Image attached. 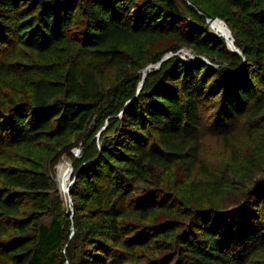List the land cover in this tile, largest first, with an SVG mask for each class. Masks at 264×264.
<instances>
[{
	"label": "trees",
	"instance_id": "trees-1",
	"mask_svg": "<svg viewBox=\"0 0 264 264\" xmlns=\"http://www.w3.org/2000/svg\"><path fill=\"white\" fill-rule=\"evenodd\" d=\"M190 1L203 18L218 16L226 21L236 52L227 48L224 37L202 26L182 24L179 0L139 4L134 0H46L41 5L34 0H0V39L3 32L11 34L33 57L20 72L9 57L0 63V78L9 81L11 88L23 86L29 96L27 103H12L0 110V161L6 164L0 166V230L4 221L18 217L19 230L31 231L30 236L22 233L1 246L0 258L9 264H126L145 257V251L159 252L158 237L168 228L133 232L125 218L133 215L146 220L156 210H172V206L153 192L146 194L147 188L136 200L130 196L132 186L149 184L154 168L170 170L182 158L196 161L203 134L200 100L208 94L219 96L228 117L218 124L237 119L239 129H246L250 138L264 130L260 119L264 97L254 92L256 82V90L264 89V0H227L226 9L216 15ZM228 5L235 11L231 13ZM231 16L241 22L240 27L230 22ZM163 38L176 40L178 47L171 49L176 55L162 61L149 51L142 56L133 51L136 59L125 60V51L138 41ZM182 48L205 56L210 64L182 59L178 54ZM150 62L158 67L150 71ZM116 69H123L122 75L113 78L111 72ZM213 84L219 90L212 93L207 88ZM118 113L136 128L150 129L147 149L134 137L142 148L139 162L124 154L115 156L103 145L105 140L101 144L92 135L95 115L109 122ZM234 129L223 130L221 138L231 161L238 164L235 149L241 150L246 139L237 137L239 131ZM67 135H73L80 149L71 163L75 186H83L81 192L70 190L77 218L69 240L60 212L49 223L39 217H34L32 226L22 221L27 209L31 214L47 211L52 178L43 167H29L19 155L25 152L33 162L41 156L38 148L43 141ZM96 165L110 168L105 188L91 173ZM200 166L213 180L216 194L228 193ZM261 173L252 190L239 188L227 195L232 197L229 209L206 208L192 214L190 235L175 237L179 245L175 251L181 250L184 256L180 264H242L257 248L263 249L264 257ZM82 212L89 213L84 223L79 221ZM167 258L170 263L174 255Z\"/></svg>",
	"mask_w": 264,
	"mask_h": 264
},
{
	"label": "rangeland",
	"instance_id": "rangeland-1",
	"mask_svg": "<svg viewBox=\"0 0 264 264\" xmlns=\"http://www.w3.org/2000/svg\"><path fill=\"white\" fill-rule=\"evenodd\" d=\"M38 1L39 0H34L35 3L41 5V2L46 0ZM155 1L156 0H134L136 4L151 3ZM193 1H196L203 8H209L215 15L219 12H223L226 9L227 3V0ZM81 3L82 2L79 1L78 5ZM178 4L183 17L182 24L186 25L185 23H187L191 26H202L204 27V30H207L214 35L224 37L209 26L206 18H203L199 12L195 11L190 5V0H179ZM228 6L231 13L235 11L233 6ZM37 11H39V9ZM214 18L217 19L219 17L214 16ZM221 20L224 21L223 19ZM230 20L235 26H241V22L236 20L234 16H231ZM2 35L3 36L0 39V63H2L6 57H9L14 63L19 65L17 71L20 72L23 69L22 65L33 57L27 50L16 44L15 38L11 34L3 32ZM21 35L27 37L26 32H22ZM136 47L137 50L135 49ZM175 47H178V43L172 38H163L153 41H138L130 49L125 51V60L136 59L133 51H137L136 53L139 54L138 56H142V54L148 53L149 51L153 58H160L163 61L162 58L176 55L171 53V49ZM227 48L230 49L228 43ZM178 54L186 61H196L192 59V56H198L203 59L201 62L210 64L205 56L198 54L195 55L188 48L180 49ZM156 67H158V64H154V62H150L147 66L150 71ZM123 69L125 72L129 71L128 66H124ZM123 69L113 70L111 72L112 77L114 78L115 76L122 75L121 71H123ZM8 82L9 81L0 78V110L9 107L12 103H27L29 100L27 90H25L23 86L11 88L8 85ZM110 84L111 83L109 82V85ZM116 84H120L119 80ZM138 84L139 82L135 83L134 87L138 88ZM255 86L256 89L259 87L257 82ZM111 89L115 88L113 87ZM210 89L212 90V93L217 92L219 86L213 84L207 88L208 91ZM256 89H254L255 94H258L259 91V94L264 97V89ZM219 103V96H214L213 94H208L199 102L203 134L200 136V147L196 161L189 158H182L176 161L170 170L154 168V175L149 180V184L137 182L133 185L131 182L133 185L132 187L134 188V191L130 194L132 198L137 200L139 196L145 193V191L142 193L143 189L147 188L146 194L153 192V195H156L157 198H163L172 206V210L158 209L146 220H142L133 215H128L125 218L126 225L133 232L136 230L148 229L157 232L164 228H168L166 229V234L162 231L158 237L159 245L162 247L159 252L148 253L145 251L143 252L145 257L139 256L135 259H130L126 264H139L152 259L158 261L154 264H180V261L184 260V256L181 250L178 252L175 251L176 249L179 250V245L177 244V241H175V237L180 234L187 236L190 235L192 214L197 210L206 208L229 209L226 208L230 205L229 201L232 199L231 196L227 197L229 193L234 194L236 193L234 189L239 188H246L248 191L252 190L255 181L262 177L261 171L264 172V130L260 134L252 135L250 138V136L246 134V129L240 130L241 122L237 119H230L225 124H218V121L223 117H228L227 113L223 111L222 106H220ZM260 117L264 127V110L261 112ZM93 122L92 135H94L95 140L98 141L99 139L101 144L102 140H105L103 145H105V147H107V149L115 156L124 154L125 157H128L132 161H141L142 148L134 139L142 140V143H145L143 145L144 148L147 149L151 143V141L146 138L150 134V129L146 132L136 128L135 125H131L129 120H126L123 117L122 113L116 114L109 122L108 118L105 116L95 115ZM232 128L239 131L237 137L246 139V141L241 140L244 145L241 150L235 149L234 157H237L235 159H238L240 162L238 164H234L231 161L230 153L224 146L221 138V132H223V130L228 131ZM247 138H249V140ZM42 143L41 147L38 148L41 149V156L36 157L35 160H33V162H35L34 165L32 164L33 162H31L32 156L25 152L19 155L26 159L28 165H30L29 167H43V169H45V171L51 176L52 186L47 193L49 198L47 202V211L40 214L38 212L33 213L32 211L31 214L30 210L27 209L26 211L28 212H25V218L22 221H24L25 224L28 223L27 225L32 226L35 221L34 217H39L41 221L49 223L53 215L60 212V218L65 225L68 226L69 240L75 231L74 224L77 218L74 215L75 202L70 194V190L73 188L75 190L77 189V192H81L83 189V186H75L74 184V173L71 163L72 157H78L80 155V149L75 145L73 135L61 136L52 141H43ZM45 148L48 150L47 152L44 150ZM74 151H77L76 155L74 154ZM47 154L48 159L44 158ZM62 161L69 162L72 169L69 190L66 194L61 192L57 181V165ZM200 164L206 168L207 172L212 173L214 180L218 181V183H223V185L227 187L225 191L228 193L216 194L218 193V190L215 189L213 180L204 175V170H202ZM0 166H6V164L3 161H0ZM91 173L95 176L94 179L99 185L103 188H105L106 185L108 186L109 179L111 178H109L110 168L104 165H96L92 168ZM152 183H154V185H152ZM230 188L231 190H229ZM253 199L254 196H250V201ZM81 215L79 221L84 223L87 220L89 213L82 212ZM16 218H12L13 221L3 220V229L0 230V247L5 246L10 239L23 236L22 233L29 236L31 235V231L29 230L28 232H22L19 230L20 225L15 222ZM262 252L263 249L257 248V250L254 253L252 252L242 264H264ZM171 255H174V258L172 262L167 263V257ZM0 264L9 263H7L4 258H0Z\"/></svg>",
	"mask_w": 264,
	"mask_h": 264
},
{
	"label": "bare ground",
	"instance_id": "bare-ground-1",
	"mask_svg": "<svg viewBox=\"0 0 264 264\" xmlns=\"http://www.w3.org/2000/svg\"><path fill=\"white\" fill-rule=\"evenodd\" d=\"M212 29H215L217 32L222 34L228 43V46L231 48L233 46L232 44V38L230 35V30L226 23L222 21L221 19L217 18L210 22L209 25ZM71 173L72 169L70 166V163L67 161L59 162L57 165V181L60 186V190L63 194H66L69 190L70 180H71Z\"/></svg>",
	"mask_w": 264,
	"mask_h": 264
},
{
	"label": "water",
	"instance_id": "water-1",
	"mask_svg": "<svg viewBox=\"0 0 264 264\" xmlns=\"http://www.w3.org/2000/svg\"><path fill=\"white\" fill-rule=\"evenodd\" d=\"M212 20H208V24L210 25V22H211ZM226 42H227V40H226ZM232 44H233V39H232ZM231 49V51H233V52H236V48H235V46H234V44H233V46L230 48ZM192 59H194V60H196V61H203V59L201 58V57H193L192 56Z\"/></svg>",
	"mask_w": 264,
	"mask_h": 264
},
{
	"label": "built area",
	"instance_id": "built-area-1",
	"mask_svg": "<svg viewBox=\"0 0 264 264\" xmlns=\"http://www.w3.org/2000/svg\"><path fill=\"white\" fill-rule=\"evenodd\" d=\"M157 66V65H156ZM77 151H74V154L76 155Z\"/></svg>",
	"mask_w": 264,
	"mask_h": 264
}]
</instances>
